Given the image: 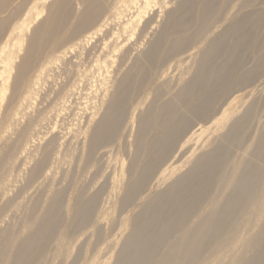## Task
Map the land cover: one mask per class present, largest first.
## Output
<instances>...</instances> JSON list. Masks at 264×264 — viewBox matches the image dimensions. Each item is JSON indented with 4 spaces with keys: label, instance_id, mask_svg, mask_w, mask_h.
<instances>
[{
    "label": "rangeland",
    "instance_id": "1",
    "mask_svg": "<svg viewBox=\"0 0 264 264\" xmlns=\"http://www.w3.org/2000/svg\"><path fill=\"white\" fill-rule=\"evenodd\" d=\"M162 1L164 7L154 4L140 14L139 23L150 18L154 20L151 28H146L147 32L140 34L141 23L139 29L122 28L130 19L124 13H131L129 16L132 18L136 16L132 15L133 8L128 7L124 0H0V44L8 32L15 29L9 36L15 42L13 51H16L10 82L16 72L21 70L20 66L28 61L29 57H25L30 56L27 53L31 47L36 48L34 53L31 52L35 62L31 60L32 64L22 81L26 82V86L34 80L37 82V95H33L26 105V111L30 108L28 112H31L23 111L25 115L21 114L17 123H8L4 117L14 104L16 95H10L13 98L6 95L9 101L5 100L1 106L0 136H3L0 138V175L5 194L0 195V204L6 203L11 197L18 201L17 225L20 238H23L44 217L52 197L58 193L61 195V205L54 216L55 232L48 246H55L53 255L31 264H74V261L76 264H113L116 252L134 227L142 202L121 205L123 190L109 195L106 202L99 200L90 220L76 231L71 227L74 212L92 191L104 186L108 175L111 181H119L122 188L129 183V174L134 171L130 163L136 149L138 121L151 107L154 122L143 139L144 147L140 154V161L144 162L149 159L151 138L168 127L174 115L184 111L173 94L191 78L210 42L230 25L243 21V26L239 27L247 34L242 51L243 61H233L234 75L223 76L214 84V96L204 116L188 113L190 122L203 125L202 129L198 130L195 140L182 149H179V140L168 145L164 158L155 167L166 181L156 191H165L171 181L191 169L199 154L208 152L222 141L229 158L219 173L228 176L235 163L249 162L250 166L244 170L247 178L254 182L256 199L246 201L234 222L230 218L225 219L219 239L213 240L212 232L206 231V239L197 245L196 253L201 259L199 264H243L257 251L264 249V235L261 236L264 230V0H212L211 9H214H210L212 15L208 13L210 16L204 19L206 22L194 15L189 20L191 24L188 23L183 30L172 31L167 34L168 38L164 36L159 41L161 45L156 52V59L150 65L140 58L162 35V25L183 16L190 17L185 15L187 0ZM198 1L196 6L201 7L206 0ZM93 4L97 11L90 15L88 11ZM33 5L35 10H31ZM171 11L174 12L171 17L169 14V19L167 17ZM121 20L125 22L121 23ZM22 23L24 26L18 29L17 25ZM178 35H181V39ZM236 37V34L230 36L227 42L231 43ZM170 42H176L178 46L172 47L173 43ZM103 45V48L98 49ZM78 52L82 53L83 68L88 72L84 75V94L66 95L71 83L61 75V68L65 67L68 60L74 59ZM85 52H88L87 55ZM229 52L230 47L227 46L217 58L216 65H220ZM134 59L140 60L136 66ZM48 61H51L49 65ZM52 68L55 72L51 71ZM127 70L131 71L132 76L122 97L121 121L103 145L89 154L87 144L93 127L102 117L109 115L107 107L119 94V81ZM92 73L90 78L88 75ZM87 79L89 81L86 82ZM172 98L176 113L168 125L162 126L157 119L160 107ZM29 117L35 119H30L34 125L30 123ZM27 123L34 130L25 127ZM233 123L237 125V131L233 134L232 130L226 140L224 137ZM103 152L108 153L107 161H100ZM3 153L6 156H2ZM164 168L165 171H162ZM217 175L201 192L199 210L192 213L191 221L198 220L199 211L211 213L208 206L210 199H216L220 204L228 195L233 180L227 182L225 187ZM131 176H135V172ZM101 204L105 205L100 208ZM10 219L13 224L14 219ZM175 237L173 231L170 239L157 247L158 262L162 260L159 257L162 255L161 250ZM255 237L260 238L256 245L247 244Z\"/></svg>",
    "mask_w": 264,
    "mask_h": 264
},
{
    "label": "bare ground",
    "instance_id": "2",
    "mask_svg": "<svg viewBox=\"0 0 264 264\" xmlns=\"http://www.w3.org/2000/svg\"><path fill=\"white\" fill-rule=\"evenodd\" d=\"M124 1H126L125 3L128 7L133 8L134 14L132 13V15L136 16H134V18H132V16H129L131 14L130 11V14L128 13L129 15H126L124 13V15L127 16V18L130 17V19H127L126 22L125 20H121V23L123 21L125 22H123L124 24L122 25V28L132 27L133 29H135L141 23L140 29L138 27V29L140 30V34L143 32H147L146 28H151V23L154 24L153 18H150V20L145 21L144 23H139V20L141 19L140 14L142 12L145 13V9H147V7L154 4H158L159 6L161 2H163L162 0ZM197 1L187 0L188 3H186L187 8H185L187 10L185 9V15H190V17L183 16L181 17V19L179 18V20L175 18L176 20H174L170 24L168 23L169 25H162V35H159L158 40H155V42L153 41L154 43H152L150 47H148V49L143 53L142 58L140 59L146 61L149 64H152L153 61H155L154 59H156L155 56L156 52L158 53V47L161 45L159 41L161 42L164 36L167 37V34L172 33V31L180 32L181 30H183L187 26V24L191 22H189V20L190 18L192 19L194 15L200 17L201 20L207 18L208 13L210 14V11L214 9H211L212 0H206L202 6L200 5L201 7L196 6ZM34 4L36 5V3ZM35 5L32 6L31 10H35ZM94 5L95 4H93V6ZM93 6H91V9H89L88 11L90 12V15H93L94 13L96 14L97 7ZM58 10L59 8H57V12ZM124 11L127 12L126 10ZM173 12L174 11L169 12L167 18H169V14H171L170 17L173 16ZM210 15H212V13ZM90 18L91 16L89 17V19ZM35 19L36 17L34 18V20ZM83 20L85 21V19ZM203 22L206 21L204 20ZM243 22L230 25V27H228L210 42L207 49L202 53V57L199 61L197 69L194 71L191 78L183 86L179 87V89L173 94L175 95L174 98L178 99V102L181 103V105L184 107V111L182 110V113L174 115L175 118L173 119L172 123L164 130H162L159 134L151 138L148 147L149 159L144 162L140 161V154L143 146V139L148 134V131L150 130L151 126H153L154 122L153 116L151 114L153 112L150 111L151 107L147 109V113L138 121L136 149L134 157L132 158L130 163L131 167L134 169L133 173L135 172V176H131L133 175V173L129 174V183L122 188V185H119V181H111V176L108 175L107 181L104 183V186L99 187L94 191H92L93 189H86L87 191L92 192L88 196V199L73 214L71 227L75 231L84 226V224L90 220L97 208L99 200L102 202H106L109 199V195L118 194L123 190L124 197L120 202L121 205H131L132 203H136L137 201L142 202L141 212L133 223L134 227L132 228V231L127 234L125 240L120 246V249L116 252V256L113 259V264H199L201 259L200 256L196 253L197 245L202 243L206 239V231L212 232L213 240L219 239L225 219L230 218V221L234 222L236 220L237 213L241 208H243L246 201L249 199H256L253 189L254 182L250 181L247 178L248 176L246 174V169L250 166L249 162L239 161L238 163H235L232 173H229L228 176H225L222 172L219 173L220 171H222L223 165H226L227 159L229 158V154L227 153V151H224L225 145H223L222 141L217 143L216 146L211 147L208 152L199 154L194 159L191 169H189L180 177H177L176 179L171 181L165 191H156L157 188L162 187V184H165L164 182L166 181V179L163 178V174L161 172L158 173L159 170H156L155 167L158 162L164 158L168 145L174 143L175 140H179L181 141V143L179 144V149H182L184 145H188L193 142L197 136L198 130L202 129L203 125L201 126V124L199 123L190 122V119L187 116L188 113L196 116H204L207 113L209 104L212 100V97L214 96V84L220 81L223 76L234 75L235 67L232 64L233 61L236 63H241L243 61L244 57L242 51L244 47V39L247 38V34L245 33V31L242 32L239 28L240 25L243 24ZM29 25L30 22L25 26V28L27 29ZM119 25L121 24L119 23ZM17 26L18 29H22L24 24L22 23L20 26ZM1 30L2 25L0 24V31ZM13 31H15V29L10 31V33L8 32V34L6 33L8 35L6 36L11 37V33H13ZM235 34L237 35V37L231 43H228L227 39ZM182 35L185 34L182 33ZM178 36L180 37L181 35ZM7 37L5 40L3 39L4 42L0 44V110L2 108L1 106L3 102L5 100L9 101L8 99L10 95H16L15 101L13 102L14 104H12L11 109L7 112L6 116H4L6 122L15 123L17 120H19L21 114L23 116V111L27 110L26 105L29 104V101L33 98V95H37V82L35 80L32 81V83L28 86H26V82L22 81V79H24L25 77L27 69L29 68L30 64H32L30 62L34 58V56L33 58L31 57L36 48H32L31 46V48H28L29 53H26L30 56L25 57H29L28 61L25 62L23 66H20L22 67L21 70L19 69L18 72H16L15 78L10 82L12 62L13 59L16 58V51H13V45L15 43H13L12 41L13 38L9 37V39ZM172 43L171 46L173 47L178 46L179 42ZM104 46L105 45L98 49H101ZM227 46L230 47V52L226 55V58L223 59L222 63H219L220 65H216V62L218 60L217 58L221 56V53H223ZM81 52H78L74 56V59L72 58L68 60L64 68L60 67L62 69L61 75L65 76V79L67 78L69 80V83H71L69 88L65 92L66 95L84 94L82 92V89H85V85L83 84L84 75H87L88 72H86L87 70L83 68L84 62L82 61ZM87 53L85 52V55H87ZM257 61L259 60L257 59ZM139 62L137 59L135 61V66ZM48 63L50 64L51 61H48L47 64ZM92 69H94V67ZM101 70H103V68ZM51 71L53 72L54 69ZM127 71L128 72L124 73L122 78H120V90L118 92L119 94L109 103L107 107L109 115L106 117H102L101 120L93 127L92 133L89 136V143L87 144L89 154L93 153L101 144L103 145V143L113 133L116 126L121 121V110L123 102L122 97H124L123 95L125 94L126 86L128 85L127 83H129L132 76V74L130 73L131 71ZM100 74H102V72ZM88 76L91 78L93 76V73L91 74V76L90 74ZM88 76L87 78H89ZM89 80L87 79L86 82ZM6 95H9V97L6 98ZM158 95L160 94L158 93ZM173 100V98L168 99L167 101L163 102L160 107V112L157 119L162 126L170 122V120H172L173 114L176 113L175 102ZM29 109L30 108H28V111ZM70 113L72 114L71 111ZM30 119L31 118L29 117L30 123L33 124V121L31 120L35 119ZM89 120H91V118ZM30 123H27L25 127L28 128L29 126L30 128ZM7 126L4 127L6 128L5 132H7V130L9 129V126L7 129ZM229 127V132H227L224 137L226 140L229 139L230 132L233 130V134H235L238 128L234 123ZM1 131L2 129L0 130V134H2ZM107 154H102L100 156V161H107ZM2 156H6V154L3 153ZM240 166H242L241 169H239ZM244 168L246 169L244 170ZM162 171H165V168ZM215 175H217V178H219L220 181H223L221 182V185L224 184L225 187L231 179L233 180V184L229 189L230 191L228 195L224 198L223 201H221L220 204L218 203V200L210 199L208 206L210 207L211 213L206 214L204 213V211H199L198 220L191 221L190 218L192 213L199 210L198 205L201 198V192L206 189L207 183H209L215 177ZM110 181L111 183L108 186H105V184L109 183ZM3 183V178L0 175L1 196L5 194L2 186ZM60 205L61 195L58 193L52 197L47 212L45 213L44 217L36 224L34 229L25 237L20 238V232L17 225L19 210L18 201L14 200V198L11 197L6 203L0 204V264H31L33 262H36L40 258L43 259V257H52V251L55 246L51 245L49 248L48 246L53 239V235L55 232L54 216L57 213ZM104 205L105 204H101L100 208H102ZM190 210H192V212H189ZM10 217L14 219L13 224ZM9 219L11 220V223L9 222ZM173 231H175L176 237L174 240L169 242L167 247L161 250L162 255L159 257H162V260L161 262H158V258H156L158 250L157 247L159 245L162 246L168 239H170ZM262 235H264V230L261 232V236ZM259 239L260 238L255 237L251 239L247 244H252L254 246L258 243ZM218 243H220V241H218ZM74 264H76L75 261ZM243 264H264V249L257 251V253H255L252 257H250V259H248L247 262Z\"/></svg>",
    "mask_w": 264,
    "mask_h": 264
}]
</instances>
